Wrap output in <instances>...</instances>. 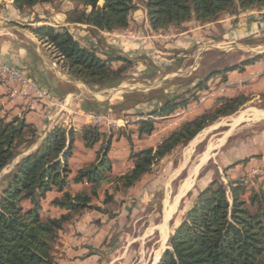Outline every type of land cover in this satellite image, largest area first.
Wrapping results in <instances>:
<instances>
[{
	"label": "rangeland",
	"instance_id": "374dc122",
	"mask_svg": "<svg viewBox=\"0 0 264 264\" xmlns=\"http://www.w3.org/2000/svg\"><path fill=\"white\" fill-rule=\"evenodd\" d=\"M133 3L135 9L131 13L129 27L111 33L69 23L67 12L82 8L68 0H56L53 4L38 5L33 9H27L24 13L29 16L30 20L27 21L31 23L29 27L47 25L48 22L57 30L66 28L63 26L66 17V22L71 25L66 29L82 46L95 44L100 54L109 45L108 50L121 51L132 61V66L127 70L126 80L117 87L96 91L83 82L78 83L80 81L68 87L60 86L61 92L73 91L75 94H81L78 96H82L83 101L87 100V104L96 105L102 111L98 115L102 118L100 122L95 123L82 116L84 113L97 115L96 113L72 112L68 104L63 102L58 103L60 109L57 113L49 111L54 107L46 108L45 114L49 116L51 127L62 113V115L82 117L83 123L87 121L85 123L88 125H97L106 133L113 131L117 135L124 131L135 130V125L128 124V121H132L135 117H129L127 113L148 112L157 103L163 102L165 95H178L209 76L202 89L195 92V100L191 99L187 107L167 118L157 119L156 130L151 136L139 138L137 134H132L130 140L126 137L113 139L109 152L112 171L108 172L109 179L98 188V196L94 197L92 202L93 205L101 207L102 211H85L82 215L75 216L73 221L65 226H75L82 220V227L88 233L86 238L90 242L80 245L82 248L87 247V252L75 259L85 260V264H158L163 254L172 249L170 239L184 222L196 197L211 182L219 181L227 184L230 179L242 178L249 187L264 190V87L257 86L251 80L239 82L228 78L233 72L241 73L246 67L264 59V10L223 15L210 24L191 21L179 28L172 27L167 31L153 33L149 26L144 0H133ZM29 27L27 30L39 41L43 53L51 57L60 77H68L47 51L43 41L39 40ZM178 40H185L188 46L182 43L183 45L179 46L175 44L179 48L173 47L174 44L172 47H166L165 43H176ZM122 41L132 46L126 50L127 53L122 50V47H125ZM142 42L149 43V46H145ZM258 56L262 58L246 65L243 70L224 73L227 69L256 59ZM165 59L171 62H165ZM0 66L8 65L0 64ZM119 66L122 64L114 65V67ZM16 70L23 73L22 77L24 76L25 80H31L37 85L26 71ZM219 71H223L224 74H215ZM7 80L8 78H5L0 84H8L9 80ZM12 85H15L13 94L19 89L21 92L27 89L26 84L21 80L13 82ZM48 94L51 97L49 92ZM238 95H244L249 101L235 114L207 127L187 146L162 160L151 174L132 189H115L116 177L132 169V152L155 148L181 122L204 112L213 111L218 98ZM36 97L35 99L39 98ZM128 107L134 108L128 110ZM72 124H68L66 129H74ZM80 141V138L76 137L73 156L78 151ZM39 142L38 140L30 149ZM100 148L101 144L88 151L98 152ZM85 153L87 154L86 151L79 150L78 156ZM76 161L77 156L74 163ZM250 162L255 163L257 168H251L237 179L232 178L233 169ZM12 165L0 173V186L3 173L10 172ZM73 178L71 173L69 180L73 181ZM186 182L189 184L183 193L182 189ZM68 189L73 193L72 188ZM77 191L91 192V187L80 185ZM106 192L113 196L114 202L104 203ZM42 207L43 215H51L50 204L44 201ZM84 215L88 217L85 219ZM83 235L84 232L81 234L75 232L72 238L79 239ZM61 250L58 241L55 246L57 262L62 258ZM72 262L69 261L68 264Z\"/></svg>",
	"mask_w": 264,
	"mask_h": 264
},
{
	"label": "trees",
	"instance_id": "16d2710c",
	"mask_svg": "<svg viewBox=\"0 0 264 264\" xmlns=\"http://www.w3.org/2000/svg\"><path fill=\"white\" fill-rule=\"evenodd\" d=\"M12 1L17 11L24 14L27 9L53 4L56 0ZM68 1L82 8L67 12L69 23L107 33L127 29L135 9L133 0ZM144 6L150 29L159 33L191 21L210 24L223 15L264 10V0H144ZM29 28L43 41L68 77L95 90L117 87L126 80L132 61L121 51L112 49L99 54L96 47L82 46L66 28L57 30L51 25ZM261 58L258 56L224 73L241 71ZM116 63L122 66L114 67ZM222 72L215 74L222 75ZM205 80L178 95H165L163 102L148 112L127 113V116L135 117L128 121L136 126L135 130L116 135L113 131L103 132L97 125L82 126L84 147L94 149L101 144V148L96 153L97 159L80 169L73 182L89 185L91 192L73 194L68 189L72 173L69 160L74 154L76 131L73 128L67 130L61 124L53 126L42 144L22 157L2 179L0 264H59L55 246L65 226L85 211H102L92 202L98 196V188L109 179L108 172L112 171L109 152L113 139L126 137L130 140L132 134L139 138L151 136L156 130L157 119L167 118L187 107L191 99L195 100V92L202 89ZM248 101L244 95L218 98L213 111L181 122L155 148L132 152V169L116 177L115 189H132L162 160L187 146L210 125L235 114ZM92 106L89 105L86 111L95 108L93 112L97 115L102 113ZM39 138V128L25 116L10 118L6 114L1 118L0 173ZM53 192L58 195L49 203L50 207L66 212L59 217L42 213L43 202ZM112 202L113 196L106 192L104 203ZM170 246L172 249L163 254L158 264H264V190L249 187L242 178L230 179L227 184L211 182L196 197L184 222L172 235Z\"/></svg>",
	"mask_w": 264,
	"mask_h": 264
},
{
	"label": "crops",
	"instance_id": "0c3cea01",
	"mask_svg": "<svg viewBox=\"0 0 264 264\" xmlns=\"http://www.w3.org/2000/svg\"><path fill=\"white\" fill-rule=\"evenodd\" d=\"M64 18L65 19L63 20L64 22L63 26H65L66 28H70L71 25L66 22V17ZM28 20H30L29 16H27L26 14L23 15L20 14L15 8L12 0L1 1L0 64H5L11 68L21 69L26 71L28 75L37 83V85H39V87H43L51 94V97L57 102V105L58 103L66 102L69 106V109L72 112L86 111V108L89 106V104L86 103L87 100L86 101L82 100V96H78L81 94H75L73 91H69V92L60 91L61 90L60 86L68 87L70 85L76 84L78 81L74 79H69L68 77L65 76L60 77L61 75L57 73V66L53 64L51 57L43 53V49L41 48L39 41L36 39L35 36H33L27 30V28L31 26L30 25L31 23H27ZM46 24L49 25L48 22H46ZM51 24L52 23H50V25ZM183 41L178 40L176 41V43L171 42L165 44H167L166 47H172V45L174 44L173 47L175 46L176 48H179L178 46L181 45L182 43L187 44L185 40ZM121 43H123V45L125 46L124 48L122 47V50H124L125 53H127L126 51L127 49L132 48V46L128 43L125 44V42L123 41ZM142 44H144L147 47L149 46V43L147 42H142ZM175 44H178V46ZM186 44L185 46H188V44L187 45ZM91 45L93 47H98L95 44H91ZM151 46L152 45L150 43V47ZM109 47H110L109 45L105 47V50H108ZM165 60H166L165 62H171L170 60L167 59ZM50 78H52L53 80L51 81ZM228 78L231 81L238 80L239 82L241 80L243 81L251 80L252 82H255L257 86L259 85L264 87V59L257 62L254 65L246 67L244 71H242L241 73L233 72L232 74L228 75ZM14 87L15 85H12V83H8L6 85L0 84V119L4 118L6 114L10 118L14 116H25L28 122L34 123L39 128L40 142L32 149L24 152L23 155L20 156V158H18L13 163V165L11 166L12 169L22 157L31 154L42 144L49 130L53 126L57 125V123L63 125L65 128L68 124L73 123L72 127H74L76 131L75 141H76V137H79L81 140L79 143V147L77 148L78 151H76L75 155L70 161V168L73 177L84 166H86L87 164H91L92 162L95 161L97 151H93V153L89 152L88 149L84 147V143L82 139V126L88 125V123H85L87 121H84L83 123L82 117H74L73 115H68V114L62 115V113H60L59 117L51 127L52 123L50 124L49 116H46L45 114L47 112V109L44 104V101L40 98L35 99L37 98L36 94L29 89L26 90L24 89L23 92H21L19 89L16 91V93L13 94V89L15 91ZM96 104L99 105V103L97 102ZM58 107L60 106L54 107L49 111L57 113L60 109ZM92 107H94V105ZM94 109L95 108L87 112L95 113L93 112ZM75 146H76V142H75ZM79 150L81 152L86 151L87 154L85 153V155L82 154L78 156ZM76 156H77V161L74 163V159L76 158ZM254 167L257 168L256 164L253 162H250L247 165H243L240 167L238 166L232 170V175H233L232 178L237 179L239 176L243 175L245 172H248L251 168ZM8 173L4 172L3 177ZM80 185L87 186V184H76L73 181H71L69 187L74 190L73 194L79 193V191H77V187ZM57 195H58L57 192L50 193L47 199L45 200V202L49 204ZM50 212L52 216H56V217H59L60 215L66 213L65 211L55 208H51ZM84 216L85 219L88 217V215H84ZM81 223L82 220L81 222H78L75 226L68 225L61 232L59 239V246L62 249L61 250L62 258L59 260L58 262L59 264H68L69 261H73L72 264H85V260L81 261L80 259L77 258L75 259V257L81 256V254H86L87 252L86 249L87 247L84 246L82 248V246L80 245H83L86 242H90V240L86 238L88 236V233L85 229H83L84 227H82ZM75 232H77L78 234L84 232V235L80 236L79 239H73L72 235H74ZM87 239L88 241H84Z\"/></svg>",
	"mask_w": 264,
	"mask_h": 264
},
{
	"label": "built area",
	"instance_id": "2783aa9c",
	"mask_svg": "<svg viewBox=\"0 0 264 264\" xmlns=\"http://www.w3.org/2000/svg\"><path fill=\"white\" fill-rule=\"evenodd\" d=\"M23 73L20 71L9 68L8 66H0V81L2 82L5 78H8V83L23 81L26 84V88L33 91L36 96H38L40 99L45 101V106L47 109L57 107V103L52 97H49V94L46 90L40 89L35 83H33L31 80L27 81L25 80L24 76L22 77ZM9 76V77H8ZM87 119L94 121L95 123H98L102 120L98 115L94 114H85L82 115Z\"/></svg>",
	"mask_w": 264,
	"mask_h": 264
},
{
	"label": "bare ground",
	"instance_id": "6f19581e",
	"mask_svg": "<svg viewBox=\"0 0 264 264\" xmlns=\"http://www.w3.org/2000/svg\"><path fill=\"white\" fill-rule=\"evenodd\" d=\"M261 115V114H260ZM209 152V151H208ZM187 184H185V186L183 187V189H182V192L184 193V191L186 190V188H187V186H188V184H189V182H186ZM184 185V184H183ZM170 214V213H169Z\"/></svg>",
	"mask_w": 264,
	"mask_h": 264
}]
</instances>
